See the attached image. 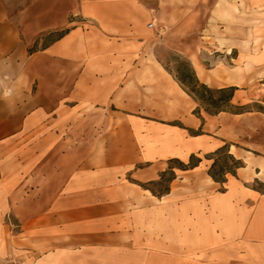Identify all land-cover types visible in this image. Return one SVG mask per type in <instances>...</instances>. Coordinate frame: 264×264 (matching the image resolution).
Segmentation results:
<instances>
[{
  "label": "crops",
  "instance_id": "1",
  "mask_svg": "<svg viewBox=\"0 0 264 264\" xmlns=\"http://www.w3.org/2000/svg\"><path fill=\"white\" fill-rule=\"evenodd\" d=\"M246 1L256 14H246L243 24L234 12L231 23L217 25L224 37L212 36L209 52L208 24L196 40L193 16L172 25L185 36L183 53L198 78L218 67L207 59L233 54L234 63L249 60L264 73V0ZM36 7L59 9L31 3L17 20L0 0V264H264V193L231 185L237 176L215 183L205 159L234 140L244 113L189 116L198 104L161 66H136L134 73L171 89L172 109L145 100L139 84L130 95L129 47L139 52L145 42L134 36L129 11L109 3L92 7L105 31L74 27L30 52L38 32L62 26L42 18L46 26L37 31L30 14ZM140 52L136 57L144 58ZM232 68L219 88L235 87L234 103L246 72ZM32 81L41 93H28ZM66 108L73 111L68 133ZM192 154L201 164L175 170L168 194L141 186L159 180L171 160L188 163ZM204 163L223 191L209 194L193 182Z\"/></svg>",
  "mask_w": 264,
  "mask_h": 264
},
{
  "label": "rangeland",
  "instance_id": "2",
  "mask_svg": "<svg viewBox=\"0 0 264 264\" xmlns=\"http://www.w3.org/2000/svg\"><path fill=\"white\" fill-rule=\"evenodd\" d=\"M6 2L8 3L10 14L12 17H16L17 20H19L20 11L31 3H43L48 7L59 6L58 10L56 7L53 9L51 7L49 9H41L40 7L31 9V18L36 23L37 31L42 30L46 26V23L41 21L42 18L48 19L49 23L59 20L62 22V26L54 31L38 32L36 41L29 49L30 52L40 51L56 41L64 32L74 27L81 28L84 33L97 31L96 28H101L105 31V24L101 22V14L92 10L94 5L96 7L109 3L118 8H126L129 11L131 24L137 26L134 28V36L138 40L145 42L142 45H138L140 47L138 51H143L144 58L136 57L139 52H137L136 48L132 49L131 46L133 45L129 47L128 68L130 74L128 76V84L130 88L132 87L130 95H132V91L137 93L136 84H139L140 94L145 100H163L165 109L173 108L172 101L175 99V95L172 90L166 86L165 88L164 85L149 83L147 82V77L149 76L135 74L134 72H137L136 66L147 67L154 65L157 67L161 66L164 70L174 75L181 74L186 78L190 76L192 63L187 55L183 53L185 36L174 34L172 25L184 21L186 17L193 16L196 26H199L191 36L192 40H196L199 35L197 34L199 28L200 31H203L208 24L213 34L206 32L204 42L210 48H204V50L209 52L214 46L212 36L224 37L223 33L219 32L217 25L227 22L231 23L234 12L237 14L241 13L243 18L241 22L243 24H248L250 21L248 17H245L246 14L251 16L256 14L247 5L246 0H233L232 5L227 0H220L213 14L211 11L216 0H197L196 3L195 0L194 3H192V0H6ZM151 24L154 25L153 28H150ZM142 53L140 52V54ZM232 57H235V54L229 57L217 56L216 58L207 59L205 61L207 66L211 67L215 61L218 67L206 77L200 74L199 80H206L211 88L219 89L221 85L226 84L230 79L233 72L232 67L235 64L239 67L237 71L246 72V76H244L246 81L238 88L239 92L234 100V107L231 108V111L242 112L244 115L237 118L234 140L225 145H231L232 154L244 162V169L238 171L237 180L232 179L231 185L248 187L264 193V73H255L256 68L253 67L249 60H241L234 63ZM51 79L53 78H49L50 81H52ZM71 81V78L66 76L65 82L71 83ZM32 82V89L28 93H41L39 83ZM65 94L66 105H71L72 102L68 98L71 91L67 90ZM193 111L189 113V116L194 113ZM72 114L73 111L66 108L64 118V130L66 133L73 130V122L70 120L71 118H68ZM196 116L208 118L202 110L201 114ZM212 139H219V136L214 134ZM220 159L222 162L224 161V158L221 157ZM171 167L178 168L180 164L173 162ZM206 170L207 164L204 163L203 171L198 172L194 176L193 182L206 187L209 194L223 191L221 187L214 185L209 180L205 173ZM172 177L173 173L168 172L163 176L159 184L148 185V188L159 195L169 187Z\"/></svg>",
  "mask_w": 264,
  "mask_h": 264
},
{
  "label": "trees",
  "instance_id": "3",
  "mask_svg": "<svg viewBox=\"0 0 264 264\" xmlns=\"http://www.w3.org/2000/svg\"><path fill=\"white\" fill-rule=\"evenodd\" d=\"M69 31L64 32L58 37L57 40L63 38ZM56 40V41H57ZM55 42V41H54ZM190 76L186 78L181 74H170L173 75L174 79L180 85V87L190 96L197 104V108L194 111V114L200 115L201 110L211 116H216L220 113H234L240 114L242 112H233L231 108L234 107L233 99L236 92L235 87H225L219 89H213L208 85L200 82L197 77L193 67L190 69ZM200 117V116H199ZM192 134L198 135L201 133V130L198 132L191 131ZM224 158L222 162L220 158ZM205 159L210 161V166L208 168V176L218 184L222 186L227 182L228 176H237L239 169L244 168V162L241 159L236 158L231 152L228 145H224L215 152L205 156ZM173 162H178L180 167L174 168L171 167ZM202 162V158L198 155L192 154L189 158L188 163H184L180 160H171L170 167L165 172L160 175V179L154 182H149L147 184H142L141 186L149 190L155 196H164L170 192V184L176 179L175 170H192L197 168ZM168 172L173 173V177L169 183V187L161 194H156L151 189L148 188V185H157L162 180L163 176Z\"/></svg>",
  "mask_w": 264,
  "mask_h": 264
},
{
  "label": "built area",
  "instance_id": "4",
  "mask_svg": "<svg viewBox=\"0 0 264 264\" xmlns=\"http://www.w3.org/2000/svg\"><path fill=\"white\" fill-rule=\"evenodd\" d=\"M153 27H154V25H153V24H151V25H150V28H153Z\"/></svg>",
  "mask_w": 264,
  "mask_h": 264
}]
</instances>
